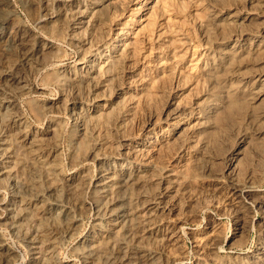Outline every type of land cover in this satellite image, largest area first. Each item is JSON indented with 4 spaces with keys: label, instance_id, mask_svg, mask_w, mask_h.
<instances>
[{
    "label": "rangeland",
    "instance_id": "1",
    "mask_svg": "<svg viewBox=\"0 0 264 264\" xmlns=\"http://www.w3.org/2000/svg\"><path fill=\"white\" fill-rule=\"evenodd\" d=\"M119 1L124 9L121 8L122 14L117 16L112 26L113 37H118L117 33H121L120 29H128L129 26L131 31H129L128 43L131 45V52H136V42L139 37V40L143 39L146 43V47L140 54L135 53L137 56L133 54L134 59H131L121 75V82L125 84L124 93L130 98L129 108L136 117L135 123L127 133L128 136H122L119 139L121 144L129 147L121 146L120 151L115 153L111 149H102L98 159L90 157V151L94 149L96 143L98 146L102 139L94 137L85 145L79 134L75 133L73 106L70 102H66L70 96L58 77V73L75 66L85 68L87 63L84 65L81 60L83 54L81 55L75 45H72L73 42L71 44H69L70 41L64 42V39L60 40L58 36L56 37L55 31H49L50 25L46 24L47 19L41 16L44 14L42 7L47 2H52L51 0L12 2L15 22L25 26L42 44L54 45L53 54L44 56V64L39 71L34 73L30 68L28 69L26 74L29 75H25L33 84L32 89L18 95L17 104L18 111L24 117L28 128L36 135H45L48 138L47 143L57 145L59 156L57 162H53V159L48 160L44 153L36 151L35 153L32 150L31 152L30 149L22 146V143L16 145L15 152L12 154L10 151L0 152V174H3L0 178V237L6 247L13 249L15 253L8 264H105L107 257L114 253L113 251H121L119 249L123 246L121 244L131 240L135 235L126 231L123 236H120L121 233L118 232L120 227H113L114 219L109 215H100V205L96 203L98 196L95 189L103 174L100 167L101 161L107 159L112 165L116 163L127 166L128 157L132 158L133 166L139 168L138 162L142 160L144 164L141 168L161 170L165 177H177L176 180L181 182L186 178L185 181L190 185L186 193L178 190V186L164 197V200L170 203L169 209L160 216L164 225L163 235H165L162 246L158 247L155 236L151 239L152 242H146L149 248H152L151 250L154 249L155 252L160 250L163 253L162 262L159 264H255L264 257V203H262L264 201H261L262 198L264 200V135L261 137L257 135L264 125H261L258 110H256L264 103L259 101L255 104L254 97V100H247L249 105L248 109L245 108L247 111L242 108L243 111L233 115L230 126L227 125L225 129H220L221 131H214V134L212 132L209 135L211 138L206 139L210 154L207 156L206 170L203 173L201 170L195 172L194 178L187 177L185 171L190 163L197 161L196 151L201 148V140L204 134H207L206 130L209 126V123H206L209 112L206 113L205 108L202 110L205 93L208 91V89L205 91V88H209L203 81L204 74L209 68L207 67L209 56L214 52L221 56V49H225V53L233 50L237 41L236 38L232 39V36L236 33L245 34V41L238 43L237 46L250 48L251 39L255 40L257 30L255 20L253 23L246 21V18L257 19L264 25V8L255 4L251 5L252 0H226L219 12L218 7L210 5L215 0H172L179 11L182 2L189 6L185 13L172 15L176 24L179 20L187 21V27L172 23V29L167 31L164 23H168L170 16L164 13L160 0L150 1L151 6H161L159 16L153 17L147 15L148 12L144 9H141V13L135 17L132 16L139 0H132V3H129L130 0ZM140 1L146 3L148 0ZM246 6H248L247 10ZM213 11L219 12V15L226 20L220 32L226 44L219 46L216 40L214 47L210 49L205 41H202L199 28L206 23ZM233 21L244 24L236 26L231 23ZM152 22L157 24L155 32L152 33L154 37L148 30ZM180 22L182 23V21L178 23ZM11 31L12 27L6 32L3 41L10 39ZM171 33L179 39L176 43L179 48L176 52H172V56L179 52L180 57L184 59L176 69L166 68L168 55L165 57L159 49L163 42L169 46H175L176 39L173 41L169 37ZM256 34L259 36L258 33ZM261 34L264 35V27ZM161 35L162 38H160ZM127 40L122 44H125ZM15 53L6 51L4 54L0 50V72H9L12 67L20 63L18 53ZM244 55L246 58L242 67H239L241 72H238L242 74V84L243 81H247V73L252 74L255 71V58L245 53ZM198 63L199 67L194 68ZM172 73L174 77L169 79L174 83H168L167 91L173 92L175 99L169 100L165 96L168 100L161 101L163 98L159 97L160 104L158 102L156 108L154 106V109L146 110L147 114L150 110L147 115L146 111L141 110L142 107L148 106L146 97L149 94L144 93H147L149 88L153 89L155 80L164 78L166 75L170 76ZM186 75L190 77L192 75L193 78L191 77L190 80H194L188 82L189 76ZM87 94L85 92L80 100L85 107L92 109V113L98 104L92 100L94 97H88L89 94ZM8 95H11L10 91ZM182 105L188 109L189 116L176 115L172 119L166 118L168 110ZM78 107L81 109L82 103ZM149 118L152 119L149 120ZM180 120L181 122L176 126L175 124ZM53 124L60 125L58 137L53 132L55 129L52 127ZM181 127H187L189 135L180 156H173L168 149L161 150L162 142L170 137L174 129L180 130ZM238 132L248 134L253 141L250 152H247L249 154H246L237 171L242 175L240 176L242 185L255 182L253 185L258 196L256 202L247 198L245 194L243 198H236L220 184V181L229 183L231 180V169L227 165L231 163L229 156L231 151L239 148V141L237 143L236 139L239 136ZM155 133H159L158 138ZM4 139L0 141L3 148L11 146L9 143L12 139L14 140L12 132L5 134ZM132 148L134 149L130 152ZM143 153L146 155L144 156ZM162 168L165 169L162 170ZM150 179L151 185L139 190L149 191L152 195L158 191L159 187L156 185L158 181L154 180L155 178ZM17 196L20 198L15 199ZM242 206L247 207V214L251 221L249 231L245 235L238 231L237 218ZM13 210L17 213L22 210L21 225L25 232L32 235V238H41L42 241L44 239L43 249H40L39 244L30 242L32 239H25L20 232L13 229L9 220ZM71 221H74V226L70 230ZM59 226H62V232L55 234ZM111 227L115 228L114 232L118 236H112L109 239L107 236H111V232L106 230ZM92 236L98 237L99 241L106 239V244L90 243ZM212 238L217 240L215 245L209 242ZM85 245H95V258L90 259L89 255L85 256L83 249ZM35 259L38 260L35 261ZM140 262V264H150L146 261Z\"/></svg>",
    "mask_w": 264,
    "mask_h": 264
},
{
    "label": "bare ground",
    "instance_id": "2",
    "mask_svg": "<svg viewBox=\"0 0 264 264\" xmlns=\"http://www.w3.org/2000/svg\"><path fill=\"white\" fill-rule=\"evenodd\" d=\"M13 1L15 0H0V50H2L4 54L6 51H14L16 52L15 54L18 53L20 58V63H15L16 66L14 65L15 67H12V70L9 72H0V141L5 140L4 136L9 132H12L14 137V140L12 139L9 143L11 146L3 148V145L0 144V152L6 151L8 153L10 151L12 154L15 152L16 145L22 143V146L27 147L30 151L32 150L34 152L44 153L48 160L53 159V162H57L59 156L57 145L47 143L48 138L45 135H36L28 128L26 122L24 121V117L18 111L17 104V96L32 89L33 84L26 76L29 75L26 74L28 73V69L30 68L34 73L39 71V68L44 64V58L47 57V55L49 56L51 53L53 54L54 45H51V43L42 44L39 39L36 38V36L34 37V35L25 26L15 22V19H13L15 17V13L12 10ZM51 1L52 2H47L42 7L44 14L41 17L47 19L49 24H46L48 26L50 25V28L48 26L47 28H49V31H55L54 33L57 34L56 37L58 36L60 40L64 39L63 41L68 43L70 41L69 44L73 42L72 45H75L81 55L83 54L82 59H80L83 60L84 65L87 63L85 68L84 66H75L72 69H67L62 73H58V77H60L59 82L61 81L64 90H66L70 96L68 101L65 98L66 102H70L73 106L72 116L75 121V133L79 134L78 136L82 138V142L84 141L85 145L94 137L102 139L101 143H99L98 146L96 143L94 145V149L90 151V157L94 159H98L100 157V151L102 149H111L114 153L116 151L119 152L121 146L129 147L128 145L121 144L119 139L122 136H128L127 133H129L136 119L132 110L129 108L130 98H128L127 94L124 93L123 87L125 84L123 81L121 82V75L126 70L131 59H134L133 54H140L144 47H146V43L143 39L139 40V37L138 41L136 40V52H131V45L128 43L129 31H131L128 26L129 24H127L128 29H120L121 33H117L118 37H113L112 26L116 22L117 16L122 12L121 8H123L121 1L119 0ZM150 1L151 0H148L146 3H141L139 0L136 11L133 12L132 16L135 17L140 14L141 9L147 11V15H150V17L159 16V9L161 10V6H151ZM160 2L163 5L164 13L169 14L170 16L168 17V23H164L167 31L172 29V23L173 25L181 24L184 28L187 27V21L184 19L179 20L182 21V23H178L179 21H177L176 24V21L173 20L172 16L173 14H183L188 11L189 6L187 3L182 2V4H180L179 11V8L175 6L172 0H160ZM224 2H226V0H215L212 4L210 3V5L216 8L218 7L219 10L224 6H222ZM129 3H132V0H130ZM250 4H255V6L264 8L263 0H252L250 1ZM211 8L212 7H210V9ZM245 8L247 10L248 6ZM219 12L221 11L219 10ZM219 12L213 11V14L207 18L206 23L199 28V34L202 41H205L206 45H208L210 49L214 47V42H216V40H218L219 46H224L226 44V40L220 36V32L222 31L221 29L225 25L226 20L219 15ZM248 20L253 23L255 20V29L257 30L256 33L259 34V36H256L257 34L255 33V40L251 39L252 42L250 44V48L237 46L238 43L245 41V34L236 33L232 36V39L236 38L237 41L233 50L225 53V49H221V56L215 52L209 56L207 62V67L209 68L204 74L203 80L209 87L205 88V91L208 89L205 93L206 98H208L206 99L204 98L205 96H203L205 102L204 104L202 103V110L205 108V112H209L206 116L208 119L206 123H209V126L206 130L207 134H204V137L201 140V148H198L196 151L197 161L190 163L186 169L187 171H185V175L189 178H192L197 171L201 170L203 173L208 166L207 156L210 154L208 150V140L206 139L211 138H209V135L212 132L214 134V131L225 129L226 126L232 122L231 119L233 115H235L238 111H243L245 108L248 109L249 105L247 100H252L254 97L255 104L259 101H261L262 104L264 103V35L261 34L264 25L263 22L261 23L257 19L246 18V21ZM231 23L236 26L244 24H238L236 21ZM156 26V22L150 23L148 26V30L151 33L150 35L155 32ZM11 27L12 31L10 39L8 41H3L6 32L9 31ZM175 36L176 35L172 33L169 36L173 41L176 39L174 47L167 45L165 42L160 44L159 47V49H161L165 54V57L168 55V58L166 59V68L176 69L177 66L184 61V59L180 57L179 52L176 53L175 56H172V52H176L179 48L176 46L177 40L179 39ZM160 38H162V35ZM126 39H128L127 42L122 44ZM244 53L255 58V71L253 73L251 72L252 74L247 73V76L244 74L247 81H243L242 84V74L238 72H241L239 71L241 70L239 67H242L241 65H243L246 58ZM183 56L185 58V55ZM195 65L196 66L194 68L199 67V63ZM244 73L246 72L244 71ZM172 76L173 73L170 76L166 75L164 78L155 80L153 89L149 88L150 90H147V93H144L147 95L149 94L146 97L148 98V103L146 104H148L149 107H142L141 110H144L145 112L148 109L156 108V105H158L157 103L161 98H163L161 101L175 99L174 93L167 91L169 90L167 89L168 83H174L169 79L172 78ZM58 77L56 79H58ZM191 77H188V82L194 80H190ZM9 91L11 92V95H8ZM144 91H146V89ZM85 92L89 94H87L88 97H94L92 100H95L98 104L94 107L92 113V109L85 107L82 100H80L81 96H84L83 94ZM165 96L168 99H166ZM166 101L165 103H167ZM80 103L83 105L81 109L78 107ZM256 106L258 107V104ZM172 108L173 109L168 110L166 113V118L168 119H172L176 115H178V117H187L190 115V113H187L188 109H186L183 105L181 107L178 106ZM247 109L245 110L247 111ZM46 110H48V108H46ZM256 110H258L257 112L260 117L261 125L263 126L264 104ZM153 112L151 114H153ZM150 119L152 118H149V120ZM180 122L181 120L175 125L178 126ZM52 127H55L53 132L58 137L60 125L53 124ZM263 129L257 133L260 137L264 135ZM155 134L158 138L159 133ZM240 134L238 132L239 136L236 138L237 143L239 141V148L232 150L231 154H229L231 163L230 165H227V167L231 169V180L229 183H223V181H220V184H222L223 188L229 193H233V196H236V198H243L245 194L247 198L256 202L258 200V196L256 195L257 192L255 191V186L253 185L255 182L246 185L244 184L245 186L242 185V178H240L242 175H240V172L238 173L237 171L239 170V166L242 165V161L244 160L246 154H249L247 152H250V148L253 145L252 138L249 137L248 134H243V132ZM188 135L189 130L187 127H181L180 130L174 129L171 132L170 137L162 142L161 150L164 151V149H168L170 154H173V156H180L186 146L185 143ZM133 149L134 148H132L130 152L133 151ZM130 152L129 154H131ZM143 155L145 156L146 154L143 153ZM128 158L129 161L127 166H125V164L117 165L116 163L112 165L107 159L101 161L100 164L103 174L95 189V193L98 194H96V196H98L96 197V203L100 205L99 213L104 216L109 215L114 219L113 221L115 224H113V227H120L118 231L121 233L120 236H123L126 231L135 235L131 240L121 244L123 245L119 248L121 251H113L114 253H111L107 257L105 264H140V261H146L150 264H159L162 262L163 253L160 250H158L159 252H155L154 249L151 250L152 248H149L148 243L152 242L151 239L154 236L158 243V247H161L165 241V235H163L164 225L160 216L162 215L161 213H164L169 209L170 202L165 201L164 197L168 196V193H170L173 189H176L178 186V190L186 193L190 185L185 181V176V179L182 182L178 179L176 180L177 177L167 178L163 173H161V170L153 171L151 169V171L150 169L146 170L141 168L144 164L142 160L138 162V166H140L139 168L135 165L133 166L134 162L132 158ZM164 169L165 168H162V170ZM2 175L3 174H0V178ZM150 178H155L154 180L158 181L156 185L159 187L158 191H154L155 193L152 195L149 191L139 190L143 187L147 188L151 185L152 181ZM251 179L254 180L253 178ZM17 198L19 199L20 196H17L15 199ZM261 201H264L263 198ZM21 211L17 213V211L15 212L13 210V212L10 213V225L13 229L17 230V232H20L25 239H32L30 242L36 245L39 244L40 249H43V245L45 243L44 239L42 241L41 238H32V235L29 232H25L23 226L21 225L23 217ZM247 211L246 206L240 207L237 218L239 226L238 231L243 235L248 233L251 224ZM73 226L74 221H71L69 223V229H73ZM100 227L101 229L103 228L101 225ZM61 230L62 226H59L58 229L55 230V234H60L62 232ZM114 230L115 228L112 227L109 230H106V232H111V236L108 235L107 238L110 239L112 236H118ZM90 239L91 240L89 241L92 244H106V239L104 241L103 239L102 241H99L98 237L95 238L94 236ZM216 241L217 240L215 238H212L209 242H212L215 245V243H217ZM108 242L109 241H107V243ZM94 248L95 245H85L83 248L85 256L89 255L90 259L95 258L96 252L94 251ZM14 255L15 253L13 249H8L5 242L0 237V264H8L13 259ZM37 260L35 259V261ZM40 262L42 261L40 260ZM255 264H264V257Z\"/></svg>",
    "mask_w": 264,
    "mask_h": 264
}]
</instances>
